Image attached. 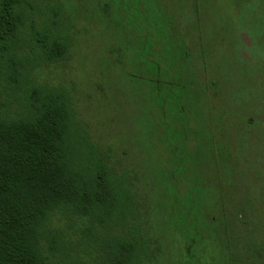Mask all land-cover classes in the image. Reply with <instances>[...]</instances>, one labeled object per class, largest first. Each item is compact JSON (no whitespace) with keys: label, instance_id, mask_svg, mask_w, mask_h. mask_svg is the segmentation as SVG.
Here are the masks:
<instances>
[{"label":"rangeland","instance_id":"rangeland-1","mask_svg":"<svg viewBox=\"0 0 264 264\" xmlns=\"http://www.w3.org/2000/svg\"><path fill=\"white\" fill-rule=\"evenodd\" d=\"M26 1L25 67L127 178L151 264H264V0ZM56 6L69 50L52 61L37 39ZM2 87L12 114L26 92ZM87 224L57 222L72 248L55 264H98L76 248Z\"/></svg>","mask_w":264,"mask_h":264},{"label":"trees","instance_id":"trees-1","mask_svg":"<svg viewBox=\"0 0 264 264\" xmlns=\"http://www.w3.org/2000/svg\"><path fill=\"white\" fill-rule=\"evenodd\" d=\"M27 6L26 0H0V264L61 263L72 245L57 222L70 214L88 223L78 229L81 254L97 253L98 264L100 258L101 264H151L156 253L133 222L135 199L127 178L78 148L69 93L62 86L36 84L25 67L31 65L21 53ZM61 16L56 6L50 25L38 33L37 42L52 61L69 50ZM3 81L26 92L12 114ZM83 240L87 245L81 247Z\"/></svg>","mask_w":264,"mask_h":264}]
</instances>
